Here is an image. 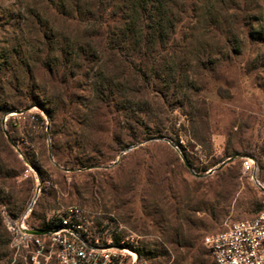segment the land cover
<instances>
[{"label": "rangeland", "instance_id": "1", "mask_svg": "<svg viewBox=\"0 0 264 264\" xmlns=\"http://www.w3.org/2000/svg\"><path fill=\"white\" fill-rule=\"evenodd\" d=\"M136 1L0 0V242L38 182L37 218L81 205L148 264H215L204 238L257 214L239 159L258 141L264 170V0H161L157 40L127 31Z\"/></svg>", "mask_w": 264, "mask_h": 264}, {"label": "built area", "instance_id": "2", "mask_svg": "<svg viewBox=\"0 0 264 264\" xmlns=\"http://www.w3.org/2000/svg\"><path fill=\"white\" fill-rule=\"evenodd\" d=\"M240 159L244 174L261 195L260 206L254 217L204 238L215 264H264V170L255 157ZM40 194L38 182L36 196L20 215L1 211L9 241L0 264H148L134 243L116 241L120 234L114 219L99 221L81 205L59 210L48 227H32L29 220Z\"/></svg>", "mask_w": 264, "mask_h": 264}, {"label": "trees", "instance_id": "3", "mask_svg": "<svg viewBox=\"0 0 264 264\" xmlns=\"http://www.w3.org/2000/svg\"><path fill=\"white\" fill-rule=\"evenodd\" d=\"M151 5L154 7V9L155 8H158L159 9L161 7L162 8L164 7V5L161 2V0H137L134 3V9L132 11V16L130 18V21L131 22H129L130 24L126 25V28H127V31H132V28L131 27L134 28L135 25H138V22H142L143 23V26L140 28V29H142V31L145 30V29L152 30L149 33V38L152 37L155 40L162 39L164 37V34H165V29L167 28L168 20H166L164 18V15H162V14H160L159 17H157V18L155 16H153L151 14V12H152V10L150 8ZM97 20L100 21V18H97ZM139 25H141V24L139 23ZM253 36L259 42H264V27L255 30L253 32ZM29 106L30 107H32V106L41 107V105H39L37 103H34V102L30 103ZM0 112L4 113L5 110H3V108L0 107ZM34 117L40 119L41 122H44L45 121L44 118L41 116V114H35ZM49 117H52V116L49 114ZM11 137H12V135H11ZM52 137H54V134H52ZM12 139L15 142V140H14L13 137H12ZM178 143L179 142L177 141L176 144L178 145ZM260 147H261V144H260V142L257 141L254 146H252L249 150L245 151L244 155L255 157L258 160V162H259V154L257 152H258V149ZM225 156L226 157L224 159L219 160V161H215V163L213 164V166H217V165L221 164L222 162H224L229 157H231L227 153L225 154ZM239 160H240V163H242V160L241 159H239ZM80 166L81 167H85V168L89 167L87 164H81ZM223 168H224V166L221 167L218 170L220 171ZM55 170L59 171V169L56 168V167H55ZM43 186H44V184H41V191L44 190V194H46V191L47 190ZM44 194H41V196H43ZM4 196H6V197H4ZM5 198H9V197H7V195L5 194V192L1 190L0 199H5ZM39 199H40V197L37 199V202H36L35 208L33 210L32 216H31V218L29 220L31 226L34 227V228L48 227L49 219H51L49 217H46L45 214H43L42 217L41 216H38V218H37L36 206H37V204L39 202ZM3 209L7 210L6 208H3ZM7 211L9 213H11L12 215H14L9 210H7ZM36 218L38 219V222H34V219H35V221H37ZM1 220H2V217H1ZM2 225L4 227L3 221H2ZM4 229H5V227H4ZM5 231H6V229H5ZM6 234H7V232H6ZM119 239L120 238H117L116 241L118 242ZM8 241H9V238L7 237V240L6 241L4 240L3 242H0L1 243V246H3V247L6 248V251H7V247H8ZM138 251H139L140 256L143 259H145V260L147 259L145 257H147L149 254L150 255H153V253H150L148 251L141 250L140 248H138Z\"/></svg>", "mask_w": 264, "mask_h": 264}, {"label": "water", "instance_id": "4", "mask_svg": "<svg viewBox=\"0 0 264 264\" xmlns=\"http://www.w3.org/2000/svg\"><path fill=\"white\" fill-rule=\"evenodd\" d=\"M48 132H49V131H48ZM5 134H6V136H7V139H8L9 142L11 143V145H12L13 147H15V148L18 150L19 153H21L20 150L18 149V147H17V146L15 145V143L13 142V140L10 138L9 134H8L7 132H6ZM233 159H235V158H229V159H228L226 162H224L221 166H219V167H217V168H215V169H213V170H210L208 174H212V173H214L216 170L220 169V168L223 167L227 162H230V161H232ZM184 163H185V166H186L189 170H193L191 164H190L188 161H185ZM88 169H90V168H88ZM198 176H200V175H198ZM30 232H31V233H34V234H37V235H42V234H45V233H46V231H43V230H30Z\"/></svg>", "mask_w": 264, "mask_h": 264}]
</instances>
